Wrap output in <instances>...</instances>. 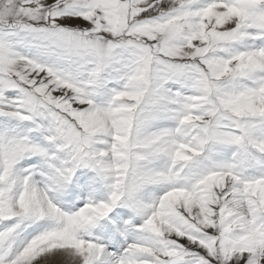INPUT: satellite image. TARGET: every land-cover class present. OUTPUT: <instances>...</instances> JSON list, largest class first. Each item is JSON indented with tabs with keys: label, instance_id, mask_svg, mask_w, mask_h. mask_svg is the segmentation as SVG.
Segmentation results:
<instances>
[{
	"label": "snow or ice",
	"instance_id": "6c2138e0",
	"mask_svg": "<svg viewBox=\"0 0 264 264\" xmlns=\"http://www.w3.org/2000/svg\"><path fill=\"white\" fill-rule=\"evenodd\" d=\"M0 264H264V0H0Z\"/></svg>",
	"mask_w": 264,
	"mask_h": 264
}]
</instances>
